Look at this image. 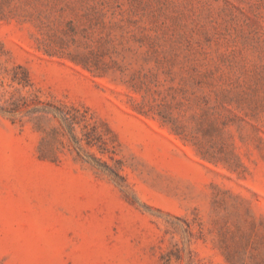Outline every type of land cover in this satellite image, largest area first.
I'll use <instances>...</instances> for the list:
<instances>
[{"label":"rangeland","instance_id":"1","mask_svg":"<svg viewBox=\"0 0 264 264\" xmlns=\"http://www.w3.org/2000/svg\"><path fill=\"white\" fill-rule=\"evenodd\" d=\"M0 264H264V0H0Z\"/></svg>","mask_w":264,"mask_h":264}]
</instances>
